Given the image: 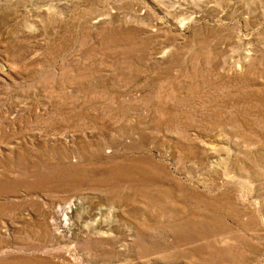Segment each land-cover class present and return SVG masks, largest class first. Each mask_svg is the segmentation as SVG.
Masks as SVG:
<instances>
[{"label": "rangeland", "instance_id": "rangeland-1", "mask_svg": "<svg viewBox=\"0 0 264 264\" xmlns=\"http://www.w3.org/2000/svg\"><path fill=\"white\" fill-rule=\"evenodd\" d=\"M0 264H264V0H0Z\"/></svg>", "mask_w": 264, "mask_h": 264}, {"label": "bare ground", "instance_id": "bare-ground-1", "mask_svg": "<svg viewBox=\"0 0 264 264\" xmlns=\"http://www.w3.org/2000/svg\"><path fill=\"white\" fill-rule=\"evenodd\" d=\"M71 210V209H70Z\"/></svg>", "mask_w": 264, "mask_h": 264}]
</instances>
